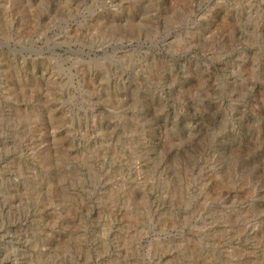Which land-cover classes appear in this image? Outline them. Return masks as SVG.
<instances>
[{"label":"rangeland","instance_id":"rangeland-1","mask_svg":"<svg viewBox=\"0 0 264 264\" xmlns=\"http://www.w3.org/2000/svg\"><path fill=\"white\" fill-rule=\"evenodd\" d=\"M0 264H264V0H0Z\"/></svg>","mask_w":264,"mask_h":264}]
</instances>
